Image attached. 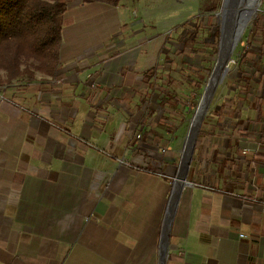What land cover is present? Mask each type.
<instances>
[{"label":"crops","instance_id":"crops-1","mask_svg":"<svg viewBox=\"0 0 264 264\" xmlns=\"http://www.w3.org/2000/svg\"><path fill=\"white\" fill-rule=\"evenodd\" d=\"M143 1H73L54 76L6 83L0 71V264H161L170 187L148 157L169 155L168 142L147 135L155 112L145 105L162 94L156 74L173 81L175 56L145 41L159 16ZM94 12L107 25L94 28ZM255 83L238 102V143L208 136L202 164L195 153L164 264H264V80Z\"/></svg>","mask_w":264,"mask_h":264},{"label":"rangeland","instance_id":"rangeland-1","mask_svg":"<svg viewBox=\"0 0 264 264\" xmlns=\"http://www.w3.org/2000/svg\"><path fill=\"white\" fill-rule=\"evenodd\" d=\"M73 1L78 3L76 0H66L69 6H72L70 4H73ZM140 5L146 7L145 10L148 13L155 9L159 16L152 19L146 26L145 41L154 36L151 41L161 42L165 51L169 52L168 56H175L173 76H171L173 81L167 80V73L156 74L157 82L153 86H160L162 94L160 98L148 95L145 105L146 113L150 109L151 112H155L151 117L153 125L151 124L150 127L163 134L168 142V145L163 146L168 147L164 152L169 153L161 158L156 154L155 158L159 160L154 163H151L148 157V166L167 181L170 187V199L193 116L208 86L211 72L217 64L223 22L221 16L225 0H145ZM81 6L82 11L89 8L85 5ZM246 7L249 10L243 11L242 14L250 22L235 47L230 60L232 61L230 69L222 82L218 84L200 125L189 168L196 158L194 156L196 152L199 154L196 158L197 162L202 164L205 161L201 156L202 153L207 152L204 150V139L208 136L223 135L230 137V140L235 139L234 141L238 143V108L240 107L238 102H242L248 95L245 88H248L249 84L246 86L245 82H251L249 95H254L257 91L255 80L257 78L264 80V16L262 14L264 0H259L257 7L254 5ZM137 16V12L132 11V17ZM91 17L94 28L107 25L106 19L95 12ZM72 19L74 21L72 32L83 30L86 22L79 21L76 25V19ZM194 29L198 30L196 43L191 48H185L183 39L186 33H192ZM259 56L262 59L258 62V69L262 65L261 75L256 73L257 66L252 64L254 58ZM164 97L168 99L159 104L160 99ZM224 123L225 125L220 129L218 124ZM246 130L248 134H251L250 131L254 132L250 126H247ZM233 147L238 149V146ZM226 152L229 150L227 149ZM159 153H161L160 150ZM188 172L187 183H189ZM187 187L188 185L184 186L182 193Z\"/></svg>","mask_w":264,"mask_h":264},{"label":"trees","instance_id":"trees-1","mask_svg":"<svg viewBox=\"0 0 264 264\" xmlns=\"http://www.w3.org/2000/svg\"><path fill=\"white\" fill-rule=\"evenodd\" d=\"M78 1L118 7L124 0ZM67 7L66 0H0V71L5 74L6 83L32 79L35 73L54 76L60 63ZM197 32L194 29L186 33L185 48L195 45ZM155 71L156 68L146 73L147 81ZM167 99L164 97L162 102ZM147 135L163 137L151 127Z\"/></svg>","mask_w":264,"mask_h":264},{"label":"water","instance_id":"water-1","mask_svg":"<svg viewBox=\"0 0 264 264\" xmlns=\"http://www.w3.org/2000/svg\"><path fill=\"white\" fill-rule=\"evenodd\" d=\"M225 3H226V0H225ZM225 6V5H224ZM244 29L239 31L238 30V26H235L233 27L232 31L230 32L229 34V37L228 39H226L225 41H223V38H222V35H221V40H220V43H219V50H218V63L220 64V67L223 68V72H226L227 68H228V64L231 60V56L235 50V47L237 46L241 36H242V33H243ZM215 69L216 68H213L212 72H211V76H210V79H212L213 76H215ZM223 76L221 79H219L218 81H215L214 84L210 87V88H206L204 93H203V96L201 98V101L199 103V106L193 116V119L192 121L195 120L196 116H198V119L196 120V125H195V128L194 130L192 131V135H191V141L188 145V148H187V160H186V163H185V170H184V173H183V179L184 181L186 182V177H187V172L189 170V165H190V162L192 160V156H193V153H194V150H195V145H196V139H197V136H198V132H199V129H200V125L203 121V118L208 110V107L210 105V102L212 100V97L215 93V90L218 86V84H220L223 80ZM201 109V112L200 114L198 115L199 111ZM192 124V123H191ZM190 129H191V125H190ZM189 129V131H190ZM181 163H182V159H181ZM180 163V164H181ZM180 167V166H179ZM189 185L187 182L185 183L184 186H187ZM184 186H181L178 190V194H177V197H176V203L174 205V210H173V214L171 216V219L170 221L168 222V224L166 225L164 223V227L162 229V233H161V255H160V263L161 264H164V261H165V258H166V251H167V246H168V240H169V233H170V229H171V222H172V219L174 217V214H175V211H176V208H177V204L179 202V199H180V195L182 193V190L184 188ZM172 190H173V187H172ZM173 192V191H172ZM171 197H172V194H171ZM170 202H171V198H170V201H169V205H170ZM165 222H166V217H165Z\"/></svg>","mask_w":264,"mask_h":264},{"label":"bare ground","instance_id":"bare-ground-1","mask_svg":"<svg viewBox=\"0 0 264 264\" xmlns=\"http://www.w3.org/2000/svg\"><path fill=\"white\" fill-rule=\"evenodd\" d=\"M258 1L259 0H226L223 15L221 16L222 21H223L221 24V27H222L221 35H222L223 41L228 39L229 34L232 31L233 27L238 26V30L241 31L248 26V23L250 21H249V19L246 18V16H243L242 12L249 10L246 7L248 5L249 6L254 5L257 7ZM255 13H254V15H255ZM231 63H232V61L229 62L226 72H223V68L220 67V64L218 63V59H217V64L215 66L216 69H215V73H214L215 76H213L212 79L209 80V83L207 86L208 88H210L214 84L215 81H218L219 79H221L222 76L225 77V75L227 74V71L230 69ZM200 112H201V109H200L198 115L200 114ZM197 119H198V116H196L195 120L192 121L191 129L189 131V134L187 136L185 146H184V151H183V155H182V163L180 164L177 177H176L175 181L173 182V190H172L173 192H172L171 202L169 205L170 208L167 211V215H166V219H167L166 225L170 221L171 216L173 214L174 205L176 203V197L178 194V190L181 186H184L186 183L183 179V173L185 170V163L187 160V148H188V145L191 141L192 131L195 128Z\"/></svg>","mask_w":264,"mask_h":264},{"label":"built area","instance_id":"built-area-1","mask_svg":"<svg viewBox=\"0 0 264 264\" xmlns=\"http://www.w3.org/2000/svg\"><path fill=\"white\" fill-rule=\"evenodd\" d=\"M262 14H263V16H264V9L262 10ZM137 138L139 139L140 136L138 135ZM246 154H247V150H243V151H242V155H246ZM239 238H244V236H243V235H240Z\"/></svg>","mask_w":264,"mask_h":264}]
</instances>
